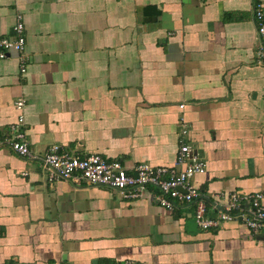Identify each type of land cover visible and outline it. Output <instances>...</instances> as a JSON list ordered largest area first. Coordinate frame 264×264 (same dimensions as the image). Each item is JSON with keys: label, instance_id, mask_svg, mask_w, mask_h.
Listing matches in <instances>:
<instances>
[{"label": "crops", "instance_id": "crops-1", "mask_svg": "<svg viewBox=\"0 0 264 264\" xmlns=\"http://www.w3.org/2000/svg\"><path fill=\"white\" fill-rule=\"evenodd\" d=\"M264 0H0V136L23 116L29 151L0 149V264H264V231L238 219L201 230L194 204L164 210L145 187L50 183L41 160L71 155L172 168L179 123L206 164L192 185L210 210L229 193L264 195ZM24 102L22 111L15 103ZM247 209V205H243Z\"/></svg>", "mask_w": 264, "mask_h": 264}, {"label": "built area", "instance_id": "built-area-1", "mask_svg": "<svg viewBox=\"0 0 264 264\" xmlns=\"http://www.w3.org/2000/svg\"><path fill=\"white\" fill-rule=\"evenodd\" d=\"M12 35L0 38V60L7 58L10 52L17 55L19 71L26 72L28 57L25 52L24 26L21 16L17 15ZM256 32L259 45L256 60L264 65V13L257 8L254 11ZM23 101L15 103V109L22 111ZM23 116L10 126L9 133L0 136V149H6L20 158L34 156L29 151ZM188 127L179 123L178 149L172 168L151 167L148 164L137 165L131 172L117 160L107 161L98 155L80 156L61 153L52 146L41 158L50 169V183L64 181L76 186H100L118 192L124 199L141 197L145 187L157 190L154 200L166 211H173L178 205L194 204L193 217L201 230L219 229L223 224L240 220L252 234L264 231V195L262 193H229L226 202L220 208H214L213 216L208 211L199 191L192 185L195 175L205 173L204 160L189 144ZM247 205V209H243ZM115 264H132L115 263Z\"/></svg>", "mask_w": 264, "mask_h": 264}, {"label": "trees", "instance_id": "trees-1", "mask_svg": "<svg viewBox=\"0 0 264 264\" xmlns=\"http://www.w3.org/2000/svg\"><path fill=\"white\" fill-rule=\"evenodd\" d=\"M205 204H206V202H205ZM206 208H207V204H206ZM175 209H176V208H175ZM207 211H208V208H207ZM208 212H209V211H208ZM212 214H214V212H211V215H212Z\"/></svg>", "mask_w": 264, "mask_h": 264}, {"label": "water", "instance_id": "water-1", "mask_svg": "<svg viewBox=\"0 0 264 264\" xmlns=\"http://www.w3.org/2000/svg\"><path fill=\"white\" fill-rule=\"evenodd\" d=\"M192 227H195L196 226V224H190Z\"/></svg>", "mask_w": 264, "mask_h": 264}, {"label": "rangeland", "instance_id": "rangeland-1", "mask_svg": "<svg viewBox=\"0 0 264 264\" xmlns=\"http://www.w3.org/2000/svg\"><path fill=\"white\" fill-rule=\"evenodd\" d=\"M34 158H36V157H34Z\"/></svg>", "mask_w": 264, "mask_h": 264}]
</instances>
